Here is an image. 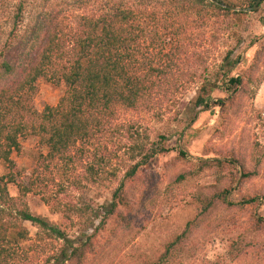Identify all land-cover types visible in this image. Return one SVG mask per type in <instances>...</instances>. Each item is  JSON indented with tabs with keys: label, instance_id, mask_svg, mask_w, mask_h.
I'll use <instances>...</instances> for the list:
<instances>
[{
	"label": "rangeland",
	"instance_id": "1",
	"mask_svg": "<svg viewBox=\"0 0 264 264\" xmlns=\"http://www.w3.org/2000/svg\"><path fill=\"white\" fill-rule=\"evenodd\" d=\"M17 1L0 0V44L12 26ZM106 1L93 0L77 9L74 0H27L19 29L46 10L59 12L64 30L70 31L82 14L97 11ZM142 1L146 4H133L138 11L131 27L136 35L133 48L139 63L150 68L137 73L147 77L151 68L161 72L149 75L153 86L135 108L116 105L111 116L103 118L93 146L106 158L105 166L97 165L91 144L82 157L77 145L65 156L45 160L47 147L38 136L27 135L20 150L11 155L16 184H7L9 194H18V183L28 186L37 181L38 191L25 196L29 210L47 217L74 244L90 235L94 252L86 254L84 264H144L160 257L167 244L182 234L184 244L174 246L168 264H264V230L252 225L254 214L264 217V2L252 11L225 13L205 1ZM227 1L232 7H249L243 0ZM254 62L253 81L231 103L228 113L214 105V100L230 97L222 91L210 94L205 109L193 107L203 83L221 85L226 75H245ZM64 89L62 82L39 78L32 105L37 111L55 106ZM131 132L144 143L143 153H150L159 135L167 138L163 143L170 150L152 156L128 178ZM176 145L190 159L178 157ZM231 153L241 156L254 175L229 193L235 205L228 207L216 200L200 214L208 198L234 184L237 172L233 167H199L198 159ZM93 164L98 174L92 176L88 166ZM8 171L1 162L0 176ZM181 173L187 174L184 180L177 179ZM36 175L40 180H35ZM122 182L126 199L118 207L131 217L125 229L120 228L115 213L104 214L112 192ZM244 194L256 195V201L241 204ZM69 202L81 207L83 214L72 212L66 220L56 212L58 205ZM22 223L28 233L12 244L4 264H47L48 257L67 250L64 240L40 233L28 221Z\"/></svg>",
	"mask_w": 264,
	"mask_h": 264
},
{
	"label": "trees",
	"instance_id": "2",
	"mask_svg": "<svg viewBox=\"0 0 264 264\" xmlns=\"http://www.w3.org/2000/svg\"><path fill=\"white\" fill-rule=\"evenodd\" d=\"M27 0H18L13 15L12 26L6 38L0 44V163L8 168V173L0 176V264H4L12 244L24 239L28 233L23 221L34 225L40 233L64 240L67 250L61 249L57 256L48 257L47 264H84L86 254L94 252V243L90 235L86 240L74 244L67 239L65 232L52 224L47 217L31 213L25 200L29 192H37L35 181L27 186L18 183L16 196L9 194L7 184H16L12 171L15 163L11 158L13 152L21 147V140L27 135L38 136L48 152L45 160L53 159L56 155L65 156L71 149L77 147L79 157L88 152V145L100 132L103 118L111 116L116 105L124 108H135L139 99L143 98L153 86L150 74L147 77L139 75L140 69L150 68L141 65L136 59L134 43L136 35L131 30L133 22L138 18V11L133 4L144 5V1L137 0H108L103 7L88 14H82L79 22L70 31H65L58 17L59 12L40 11L34 20L22 31L19 24L23 19L24 6ZM93 0H74L77 9H83ZM133 1V2H132ZM196 3L205 1L225 13L231 12L232 6L227 0H195ZM251 6L255 0H243ZM132 2V3H131ZM261 0L259 4L263 3ZM238 13V12H235ZM240 14H243L240 12ZM165 56L170 59L169 53ZM237 60V59H236ZM236 60L232 64L236 63ZM257 60V59H256ZM257 64L254 62L246 74L226 75L218 85L217 81L203 83L193 101V107L198 111L206 108L210 103L213 91H222L230 97H220L214 100V105L221 112L228 113L231 103L246 93L248 84L253 81ZM45 78L51 82H62L64 93L55 106H45L37 111L32 105V97L36 90V82ZM260 77L259 79H262ZM196 114V113H195ZM194 114V115H195ZM135 134V135H134ZM129 133L131 145L130 160L125 176L133 178L144 163L152 156L170 150L163 143L167 140L159 135L154 147L148 149L150 153H143L144 147L139 143L137 133ZM148 139V136L145 137ZM90 150V148H89ZM93 158L98 166H105L106 158L98 153L99 147L93 146ZM177 156L190 159L187 153L176 145ZM76 152H73L75 155ZM139 157L138 160L136 158ZM73 157H70V161ZM199 167L208 166L225 169L236 168L237 176L233 177L234 184L225 187L208 198L200 214H205L218 200L228 207L235 205L228 197L233 188L250 179L254 172L247 169L241 156L236 153L224 157L198 159ZM92 176L98 171L94 164L89 165ZM187 174L181 173L178 180H184ZM35 180H40L36 175ZM123 182L114 189L110 203L105 210V216L112 213L118 217L120 228H127L131 217L119 209V204L126 199L122 190ZM256 195H242L241 204H253ZM45 200H48L44 197ZM47 202V201H46ZM55 210L61 212L64 219H71L72 212L83 214V209L75 203H62ZM252 225L256 229L264 230V217L253 215ZM183 234L170 241L163 254L153 261L144 264H168L171 253L176 244H184ZM172 248V249H171ZM52 262V263H50Z\"/></svg>",
	"mask_w": 264,
	"mask_h": 264
},
{
	"label": "water",
	"instance_id": "3",
	"mask_svg": "<svg viewBox=\"0 0 264 264\" xmlns=\"http://www.w3.org/2000/svg\"><path fill=\"white\" fill-rule=\"evenodd\" d=\"M211 1H214V0H211ZM260 1L261 0H255V2L249 7L237 8V7L230 6L228 8L231 9V10H237V11H252V10H254L257 7V5L260 3Z\"/></svg>",
	"mask_w": 264,
	"mask_h": 264
}]
</instances>
